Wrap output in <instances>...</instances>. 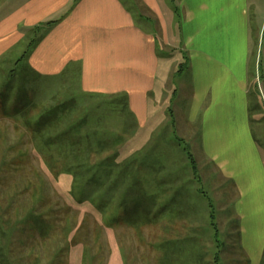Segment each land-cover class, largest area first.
Returning <instances> with one entry per match:
<instances>
[{"label": "rangeland", "instance_id": "rangeland-1", "mask_svg": "<svg viewBox=\"0 0 264 264\" xmlns=\"http://www.w3.org/2000/svg\"><path fill=\"white\" fill-rule=\"evenodd\" d=\"M134 1L126 5L145 27L140 14L147 10ZM158 1L163 10L173 5ZM176 15L167 19L172 33ZM35 38L28 35L0 64V92L8 94L6 102L0 96L2 262L90 264L88 241L93 253L99 251L98 264H248L236 216L247 203L206 157L198 125L189 121L191 81L181 53L164 48L173 54L161 84V115L141 125L124 97L81 91L76 69L53 77L30 71L24 55ZM255 77H249L248 110L264 160V74ZM18 106L25 114L14 111ZM50 111L56 115L52 123L35 128L33 121ZM119 135L124 139L115 155L83 167L92 169L86 179L79 177L82 169L55 175L50 168L49 160L71 158L77 148L98 151ZM25 215L24 225L17 223ZM249 235L246 230L245 243Z\"/></svg>", "mask_w": 264, "mask_h": 264}, {"label": "crops", "instance_id": "crops-1", "mask_svg": "<svg viewBox=\"0 0 264 264\" xmlns=\"http://www.w3.org/2000/svg\"><path fill=\"white\" fill-rule=\"evenodd\" d=\"M126 1L135 4L0 0V64L38 28L24 55L30 71L53 77L76 69L81 91L124 97L136 120L146 125L161 115V84L171 71L173 54L165 49H176L190 74L193 110L188 120L198 125L206 157L247 203L236 216L248 264H264V160L248 110L254 82L250 74L255 79L264 74V0H169L173 5L164 10L158 0H137L147 10L140 14L145 27ZM176 14L180 18L172 33L167 19ZM259 92L264 95V82ZM257 123H262L261 116Z\"/></svg>", "mask_w": 264, "mask_h": 264}, {"label": "trees", "instance_id": "trees-1", "mask_svg": "<svg viewBox=\"0 0 264 264\" xmlns=\"http://www.w3.org/2000/svg\"><path fill=\"white\" fill-rule=\"evenodd\" d=\"M38 30H39L38 28L34 29L32 34L36 36V34L39 32ZM34 42H35V39L30 40V42H29L30 44L29 45L32 46L34 44ZM17 61H19V60H17ZM178 71L179 70H177V72ZM0 93H1L0 96L3 98L4 102H6L8 94H6L4 91H2ZM14 111L15 112H21V113L25 114V112L22 110V107H19V106L17 108L15 107ZM45 114L48 115V116H46ZM41 115H43V116L39 117L35 122L33 121L34 127L37 128V129H39V128L41 129V128H44L46 126H49L52 123L51 121L56 116L53 111H50V113L43 112ZM123 139H124V137L122 135H119L117 138L111 140L110 142L105 143V147L100 148L98 151H92L89 154L83 153V151H80L81 149L77 148V149H75L76 150L75 152L72 151L71 156H70L71 158H67L65 156V158L62 159V161H60L59 163H56V164H52L51 161L49 160V164L51 165L50 168L52 169V171L54 172L55 175H57L59 172H68V173H70V172H75V171H76V174H77L82 169L84 171V174L83 175L80 174L81 176H79V177L80 178L83 177V178L86 179L89 176L88 173H90V171L92 169H90V171L87 173L88 170L87 169H83V167L90 166L88 164L94 165V167H96V166H98L99 163L103 162L106 159H109L110 156L115 155L116 149H117L116 146L119 145L123 141ZM78 143H79V141L77 140L76 144H78ZM110 146H111V148H110ZM112 146L114 148H112ZM107 149L109 151L106 152V154H104V151L107 150ZM189 157H191V156H189ZM59 165H60V168H59ZM191 165H192L193 171L196 172V166H195L194 161H192V159H191ZM42 195L44 197H46V195H44V194H42ZM34 209L29 211L31 213V215L34 213V212H32V211H34ZM28 214H26V215H28ZM26 215L24 217H22V219L17 220V223L22 221L25 217H27ZM5 222L8 224V226H10L9 221H5ZM20 224L24 225L23 221ZM9 229H7V230H9ZM6 233H7V231H6ZM1 234L4 235V231L0 228V235ZM87 242L88 241L84 242V245L86 246V248H85V256L87 257V255H90L91 257H93V259L91 260L90 264H98L97 259L99 257V251L93 253V247L90 244L88 245ZM3 249L0 248V262H1V264H6V262H2V260H1V256L4 255V250ZM8 252H9V249H8Z\"/></svg>", "mask_w": 264, "mask_h": 264}]
</instances>
